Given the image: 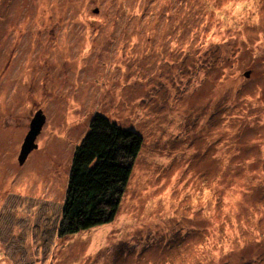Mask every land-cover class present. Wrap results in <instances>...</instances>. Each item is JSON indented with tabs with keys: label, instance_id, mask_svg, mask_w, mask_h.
<instances>
[{
	"label": "rangeland",
	"instance_id": "obj_1",
	"mask_svg": "<svg viewBox=\"0 0 264 264\" xmlns=\"http://www.w3.org/2000/svg\"><path fill=\"white\" fill-rule=\"evenodd\" d=\"M97 113L144 146L115 220L61 238ZM0 264H264V0H0Z\"/></svg>",
	"mask_w": 264,
	"mask_h": 264
},
{
	"label": "trees",
	"instance_id": "obj_2",
	"mask_svg": "<svg viewBox=\"0 0 264 264\" xmlns=\"http://www.w3.org/2000/svg\"><path fill=\"white\" fill-rule=\"evenodd\" d=\"M143 146L144 136L134 128L104 114L93 115L74 156L59 226L61 238L115 220Z\"/></svg>",
	"mask_w": 264,
	"mask_h": 264
},
{
	"label": "water",
	"instance_id": "obj_3",
	"mask_svg": "<svg viewBox=\"0 0 264 264\" xmlns=\"http://www.w3.org/2000/svg\"><path fill=\"white\" fill-rule=\"evenodd\" d=\"M45 122V116L42 112H38L36 118L33 120L31 125V131L25 139L24 145L22 147L21 155H20V163L23 164L27 159L28 154L37 148L35 144V138L41 131L42 125Z\"/></svg>",
	"mask_w": 264,
	"mask_h": 264
}]
</instances>
